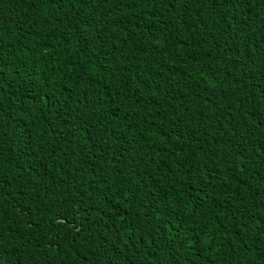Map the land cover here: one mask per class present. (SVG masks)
<instances>
[{"label":"trees","instance_id":"1","mask_svg":"<svg viewBox=\"0 0 264 264\" xmlns=\"http://www.w3.org/2000/svg\"><path fill=\"white\" fill-rule=\"evenodd\" d=\"M0 264H264V0H0Z\"/></svg>","mask_w":264,"mask_h":264}]
</instances>
